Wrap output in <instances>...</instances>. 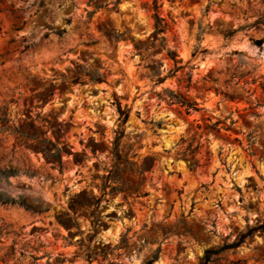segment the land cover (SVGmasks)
<instances>
[{
	"label": "rangeland",
	"instance_id": "rangeland-1",
	"mask_svg": "<svg viewBox=\"0 0 264 264\" xmlns=\"http://www.w3.org/2000/svg\"><path fill=\"white\" fill-rule=\"evenodd\" d=\"M40 1L43 15H54L47 4L55 0ZM158 6L115 0L109 9L106 0H86L81 21L73 15L79 6L70 5L58 43L82 40L87 28L96 39L82 40L83 64L70 62L67 85L51 99L46 89L27 86L19 100L0 92V171H15L0 181V195L23 204H0V264H200L206 250L231 244V235L264 220V0H158ZM5 11L0 23L23 30L19 21L30 9ZM156 17L165 28L160 35ZM93 55L85 69L84 57ZM158 77L165 81L157 84ZM165 90L203 110L187 114ZM36 96L48 115L33 116ZM118 103L130 114L115 165L110 127L118 130ZM53 111L64 119L50 120ZM216 123L219 133L206 129ZM199 143V168L192 171L180 154ZM56 149L61 164L46 154ZM229 216H239L244 230L212 243ZM131 235L142 243L130 242ZM262 240L254 234L208 264H260Z\"/></svg>",
	"mask_w": 264,
	"mask_h": 264
},
{
	"label": "clouds",
	"instance_id": "clouds-1",
	"mask_svg": "<svg viewBox=\"0 0 264 264\" xmlns=\"http://www.w3.org/2000/svg\"><path fill=\"white\" fill-rule=\"evenodd\" d=\"M86 0H55L54 3H48L47 7L55 9L54 15H43V9L39 8L40 0H27L26 4H23L21 0H0V16L7 15L6 9H12L14 6L15 10L23 8H28L30 11L25 13L22 19L19 21V24L23 27L21 31H10L6 23H0V92L5 94H13L17 100L22 98L26 92L27 87H34L35 90L46 89V98L51 99V94L57 89L61 88L63 85H67L71 74L65 72L66 68L71 67L70 62L73 59H76L77 64H83V61L78 59L80 56V49L82 46V40L88 41L96 39L94 35H89L92 33L91 28L84 30V35L82 40H76L74 43H65L60 44L57 40V28L60 29L66 28L67 25L62 23L64 20V11L70 5L76 4L79 6V12H73L74 16L83 21L84 16L80 13L83 12V6ZM115 0H106L108 8L112 7V4ZM61 3H63V8H61ZM36 7H32V5ZM75 23V21H74ZM46 25L51 26V30L46 27ZM48 33V38L45 39V34ZM14 39L16 41L15 45H10L8 41ZM27 49V51H25ZM69 49H72L76 56L74 57ZM111 51L110 49H108ZM7 51V56L3 53ZM95 55L91 58L88 56L84 57V60L87 61L84 64V68L87 69L89 66L93 65ZM107 67V65H105ZM49 69H55V73L49 72ZM63 74V76L61 75ZM27 86V87H26ZM52 86H55L53 88ZM63 99V97H61ZM41 100V97H34V112L33 116L36 113H39L42 117L49 114L50 108L43 107L41 108L38 103ZM14 107H17L14 105ZM22 107V104L19 105ZM52 108H57L58 105H51ZM219 116V113H215ZM49 119H59L63 120L64 116L60 115L57 111H53L49 116ZM113 121L115 122V114L113 110ZM149 119H151L149 117ZM101 123L103 121L101 120ZM116 123L110 127V132L115 134ZM183 127H187L184 125ZM89 133L88 135H91ZM108 139H111V135L108 136ZM101 160L104 159L103 156L100 157ZM262 174H264V165L261 166ZM247 202V201H246ZM264 217V212L261 213ZM151 216V213H149ZM163 217H157L156 219H162ZM253 215V219H254ZM171 219H175L172 217ZM228 221H231V226H228ZM249 223H252V220H249ZM173 227H178L177 225H172ZM245 224L239 216L232 217L229 216L228 220L225 221V226L218 228L216 231L219 233L216 236H213L212 243L219 244L225 242L224 237H228L230 233L233 232L234 228H239L241 231L244 230ZM133 233L139 234L135 226H133ZM236 236L233 234L231 238L227 241L231 243L232 240H235ZM130 242L132 243H142V241H137L135 235H131ZM258 243L264 244V240L258 241ZM256 245H250L249 249L245 251H251L255 248ZM143 259V256H141ZM189 259H192L189 256ZM139 264V261L136 262ZM248 264H253L251 260L248 261ZM260 264H264V261H261Z\"/></svg>",
	"mask_w": 264,
	"mask_h": 264
},
{
	"label": "trees",
	"instance_id": "trees-1",
	"mask_svg": "<svg viewBox=\"0 0 264 264\" xmlns=\"http://www.w3.org/2000/svg\"><path fill=\"white\" fill-rule=\"evenodd\" d=\"M33 6H36L35 4ZM43 6V2L40 1L39 3V8H41ZM159 9L158 6V0H154V10L157 11ZM157 19V25L155 27V33L156 35H160L164 32L165 28L162 26V20L159 17H156ZM56 34L58 35H62L63 31H59L56 32ZM47 37V35H46ZM122 36L121 35H117L115 37H112L114 40H119ZM229 35H226V38H228ZM167 56L175 61L176 58V53L174 51H167ZM182 69V67L177 68V70ZM191 79L192 76L189 74L188 75V79H187V88L190 87L191 84ZM165 81V79L158 77L157 79V84H161ZM164 93L169 94V100L171 101V104L174 105H180L182 108H185V111L187 114H190L192 111L198 112L203 110L202 108H199V104L194 102V101H190L186 98H184L183 96L177 95V94H173L172 92L165 90ZM118 113H119V119H118V130L115 132V138L113 141V149H112V153H113V160L115 161V165H118L122 162L121 156H120V141L121 139L124 137L125 134V125L126 122L129 118V114H130V109H121V105L118 103ZM218 123L213 124V125H209L207 126V130H210L212 132L215 133H219V129H218ZM200 148V143L197 145L196 148H192V144H189L188 148L181 153V158L183 160H185L187 163H189V167L191 168L192 171H196L199 168V162L198 160L195 158L196 153L198 151V149ZM57 154H52V153H46L49 154V156L51 157H56L58 159L59 164H61V160L60 157L58 155L59 150L56 149ZM15 174V171L10 169L7 171H0V181L1 180H7L10 176H13ZM106 188L103 189V197L108 195ZM0 204L2 205H20L23 206V204L20 201H17L11 197H7L4 195H0ZM254 234H261L264 235V220H259L255 226L253 227H247V231L246 232H241L240 234H238V236L236 237V239L231 243V244H225L222 247L219 248H211L205 251L204 256L201 258L200 260V264H208L209 262H211V259L213 256L218 255L224 251H228L231 249H237L238 247H240L243 243H245V241L247 239H250L253 237Z\"/></svg>",
	"mask_w": 264,
	"mask_h": 264
}]
</instances>
